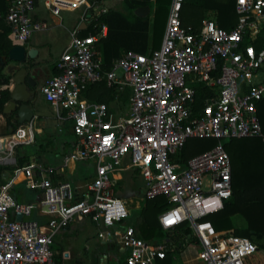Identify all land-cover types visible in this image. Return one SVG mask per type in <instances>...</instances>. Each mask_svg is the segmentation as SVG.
<instances>
[{
  "label": "built area",
  "instance_id": "obj_1",
  "mask_svg": "<svg viewBox=\"0 0 264 264\" xmlns=\"http://www.w3.org/2000/svg\"><path fill=\"white\" fill-rule=\"evenodd\" d=\"M88 1L43 4L54 15L84 6L79 20L86 21L93 7ZM186 1L171 0L159 47L148 53L128 49L105 70L97 43L107 35V24L84 36L78 25L71 29L55 60L56 73L45 77L38 91L57 119L71 121L77 143L57 166L33 161L20 167L16 147L34 142L33 120L0 136V165L12 167L11 176L0 185V264H57L53 242L60 229L84 217L106 226L127 217L129 210L115 192L113 173L121 168H134L143 177L144 199L162 195L168 205L157 215L165 232L160 238L147 241L131 225L115 230L127 249L120 264H158L191 238L199 246L198 264H245V257L257 249L246 236H217L204 217L221 209L232 193V167L222 140L259 137L264 155L257 113L264 97V47L245 42L264 24V0H234L236 22L230 29L206 16L196 30L181 21ZM34 6L35 0H8L5 21L14 43L48 28L45 20L32 16ZM96 82L116 94L128 89L126 104L112 108L83 97ZM198 83L212 92L195 109ZM191 137L217 142L183 163L178 155ZM89 159L94 174L81 191L67 179L53 181L52 176L61 175L70 164ZM17 180L38 188V199L17 201L11 193ZM35 210L37 218L32 217Z\"/></svg>",
  "mask_w": 264,
  "mask_h": 264
},
{
  "label": "trees",
  "instance_id": "obj_2",
  "mask_svg": "<svg viewBox=\"0 0 264 264\" xmlns=\"http://www.w3.org/2000/svg\"><path fill=\"white\" fill-rule=\"evenodd\" d=\"M145 2L146 0H130L128 2L129 9L134 17V9L138 4ZM187 3H191L189 6L196 10L194 16L188 19L184 14L185 9L188 7ZM7 6V0H0V56L5 57H7L8 50L13 45L8 37L10 30L5 21ZM160 13L155 15L151 24L153 37L163 28L164 18ZM204 16L215 18L218 25L225 29L232 28L236 22L234 0H188L183 4L181 21L184 26H189L192 30H196ZM102 23L108 25V33L105 37L99 39L97 48L102 54V67L104 70L110 68L112 60L122 56L127 49H134L138 52L148 50L149 22L147 17H138V21H132L128 13L110 9L107 12L100 13V15L91 20L85 29L79 30V34L84 36L88 33H97ZM245 42H252L257 48L264 47V24L254 33V36L250 37L248 35L245 37ZM153 46L149 49L156 48V46ZM10 78L11 75L4 73L3 66L0 65V86L9 84ZM196 88L195 109H198L202 106L204 95L210 91L212 92V90L201 83H198ZM9 93L8 87L0 88V112H2L4 104L9 99ZM114 94L115 91L112 88L107 87L104 82H98L90 84L82 95L88 100L108 103L114 98ZM257 113L264 131V97L257 103ZM9 118L8 116L7 124H11ZM17 126V123L12 124L11 131ZM34 130L36 144H21L16 148L15 156L17 165L20 167L32 162L30 155L36 149V145L37 148H41L36 135L35 125ZM216 142L217 139L214 138L213 145ZM222 142L230 157L232 167V193L224 201L221 209L208 213L204 218L211 221L217 236L234 234L248 237L256 245L257 249L245 257V264H264V155L262 153V141L259 137L245 136L226 138ZM23 147L26 148V151H22ZM192 150L193 147L190 148L187 140L178 155L180 161L184 163L189 157L199 153H191ZM80 162L78 171L80 172L81 170V173L78 174L83 178H87L89 176V167L85 169L82 166H89V164L84 161ZM9 168L12 167L0 165V170ZM75 177L76 174L61 175L59 179L65 180L67 178L72 180ZM37 192H39L38 188L29 187L24 181L15 183L11 187V193L19 202H32ZM167 205V200L162 195L144 200L140 213L132 224L137 227L138 236L149 241L164 235L165 232L158 222L157 215ZM236 217L243 220V226L234 224V218ZM170 256L171 254L168 253L165 259L166 263L169 261Z\"/></svg>",
  "mask_w": 264,
  "mask_h": 264
},
{
  "label": "crops",
  "instance_id": "obj_3",
  "mask_svg": "<svg viewBox=\"0 0 264 264\" xmlns=\"http://www.w3.org/2000/svg\"><path fill=\"white\" fill-rule=\"evenodd\" d=\"M117 1L118 0H114L113 4H114V2H117ZM126 1H130V0H126ZM134 1H140V0H134ZM161 1L163 2V0H161ZM7 2H8V0H7ZM88 2H89V4H93V7L89 11L90 13L87 14V16L89 17V20H86V21H80L79 20L80 19V15L84 12V6H81L79 8H82V11L78 15L77 19L75 20L74 25L72 26L73 28L76 25H78L79 30L80 29H85L87 27V25L91 22V20H93L96 16L100 15V13L107 12L108 10L112 9L111 7H105L103 5V0H100V1H98V0H89ZM164 2L166 3V6L162 9V12L160 13L162 15V17L164 18V22H163V26H162L163 28L158 33L159 38L160 37L163 38L164 28H165V24H166L168 10H169V6H170V3H171V0H164ZM36 3H37V0H35V5H36ZM42 4H43V0H42ZM43 6H44V4H43ZM140 6H148L149 10L144 15H136L135 14V17L133 16V19H131V20L132 21H138V17L139 18H146L147 17V21L150 23L149 17H150L151 12H152V7H151V4H150V0H146L145 3L138 4L137 7H140ZM34 8H35V6H34ZM135 9H134V11H135ZM113 10H115V9H113ZM117 11H120V10H117ZM120 12L126 13L125 11H123V9H121ZM32 16L35 19H42V20H45L48 23V21L44 17H41L40 15H38L37 12H34V9H33V12H32ZM207 17H210V16H207ZM58 24H60V20H59ZM48 25L49 26H48L47 29H45L44 31H39V32H47L49 30V28L52 26L50 23H48ZM71 29L68 30L69 33H70ZM35 34H36L35 32L32 33L31 36L26 41L18 42V43L19 44H23L26 47L35 48L37 50L35 58H37V57H39L40 51H42V48H41L42 43L40 42V40L38 38L34 37ZM156 36H154V37L152 36V37L154 39H156ZM8 37H9V35H8ZM10 40H11V38H10ZM161 41H162V39H160L156 44H154V46H156V48L159 47ZM12 43H13V45L17 44V43H14L13 41H12ZM132 50H134V49H132ZM150 50L151 49L148 48L147 51L140 52V53H148ZM134 51H136V50H134ZM54 63H55V60L48 67V72L45 73V75L47 77L53 75L54 73H56V71L54 69ZM6 68L3 67V72L6 73V74H9ZM43 71L44 70H43L42 66L40 67V70L38 68V71H37L36 77H35L36 78V85H35V87L32 88L33 99L30 102V107H31V109L33 111V119L32 120H33V124L36 127V135L38 137V142H39V145L41 146V148H37V145H36V149L30 155V159L32 160V162L33 161L34 162H40V163H42L44 165H47V166L48 165L57 166L62 161L63 156L66 153L70 152L76 146L77 137L74 135V133L72 131L71 121L70 120H66V119L65 120L57 119L55 117V113L53 111V108H52L51 104L49 102H47L43 98V96L39 98L38 87L42 83V81L44 80L42 78V76H41V75H44V73H42ZM96 83H98V82H96ZM12 85H13V82H12V80L10 78L9 84L1 85L0 88L8 87V89L10 90L12 88ZM128 95H129V90L128 89H125L123 92L118 93V94L115 93L114 94V98L111 99L108 102V104L112 108H117V107H120V106H124L126 104L125 101H126V98H127ZM8 116L10 117L9 119H10V123L11 124H7V117ZM14 119L15 118H14L13 114H5L3 112H0V136H4V135H7V134L10 133V131L12 130V124L15 121ZM32 144H36L35 140H34L33 143L22 144V145H32ZM19 146L20 145H18L17 147H19ZM22 151H26V148L23 147ZM83 161L85 163L89 164V166H86V165L82 166L85 169H87L89 167V176L87 177L86 180H83L84 178L81 175L78 174V173H81V170H80V172L78 171V164H79L80 161L70 164L69 167L65 170V172L61 174L63 176H69V175L76 174V177L74 179H72V180H69L67 178H65V179L69 180L72 183L73 187L76 188L77 192L81 191L84 188L85 183L88 180H90V178L94 174V162H93V160L89 159V160H83ZM128 169H130V168H121V169L116 170L113 173L114 177L116 178V184H117L118 180L123 178V175L121 174V171H123V170L126 171ZM134 170H135L134 171V176H136V174H139V172L136 169H134ZM11 174H12V168L1 169L0 170V178H1L0 185L3 182H5L11 176ZM61 175H53L52 176L53 181L56 182L58 180H62V179H59ZM134 176L130 175L129 178H130L131 182L135 181V177ZM130 181H129V183H130ZM18 182H21V181L17 180L16 183H18ZM134 183H136V181ZM134 183L131 184V186L128 185L127 189L125 190L124 196L119 195V193L117 194L116 189H115V192H116L117 196L121 197L124 200L126 206H127V199L132 201V199L134 197H138L136 206L141 208L143 206L144 200H145L143 198V195H142L144 182H143L142 185H136L137 189H134L135 188L134 187ZM39 194H40V190L35 195L33 201H36L38 199ZM127 208H128V206H127ZM32 217H36V218L39 217V214H38L37 210L33 211ZM88 219L92 223H94L90 218H88ZM122 221L123 220H121L119 222H116L113 225L115 227V229L113 231V234L111 233V236H107V232L108 231H106V230L98 231V236L100 237V241H101V243L105 244L106 250H107V252L106 253H102V255H106L107 257H109V253H110V250H111V252L113 251V254H114V255L112 254L113 255L112 257H114L116 259L115 263L106 262L104 264H120L121 262H123V260H124V258L126 256L127 249L117 240V238L115 236V230L116 229H122L126 225H131V226H134V225H132V224H123ZM101 223L102 222H100V224ZM94 224L96 226H98V227L100 226V224L99 225L96 224V223H94ZM70 226H71V224L68 227H70ZM135 228L137 229V227H135ZM137 231H138V229H137ZM100 232H102V233L100 234ZM195 245H198V244L196 243L194 238L193 239L191 238L190 240H188V244L185 247H183L182 250H181V248H177L175 254H183V255H187L188 256L187 257L188 260H184V264H198V260L196 259V256H195V252H196V249L194 247ZM53 248L56 251L57 264H68L67 263L68 259H70L72 257V250L70 248H68V247H62L61 249H58V248L53 246ZM95 254H96V251L93 250L91 252L90 257H89L90 260H91V264H102L100 262H96L97 258L95 256ZM175 254H172L170 256V258H172V256H174ZM165 259L158 261V264H167L168 262L166 263ZM75 260H77V259H75ZM80 263L81 262H77V264H80Z\"/></svg>",
  "mask_w": 264,
  "mask_h": 264
},
{
  "label": "rangeland",
  "instance_id": "obj_4",
  "mask_svg": "<svg viewBox=\"0 0 264 264\" xmlns=\"http://www.w3.org/2000/svg\"><path fill=\"white\" fill-rule=\"evenodd\" d=\"M113 1L103 0V5L105 7H111L115 10L121 11V9H123V11L128 13L129 18L133 19L134 15L130 11L128 6L129 1L118 0L117 2H114V4ZM150 4L152 7V12L149 17L150 23L148 30L147 48H151L160 39H162L161 37L159 38L157 34L156 39L154 41L152 37L153 29L151 27V23L153 22L155 15L162 12V9L166 6L164 0L163 2L161 0H150ZM187 4L188 7L185 9L184 14L188 19L194 16L196 10L193 7L189 6L191 3ZM81 11L82 8H76L73 10L62 9L59 15H54L43 6L42 0H37L34 12H37L38 15L44 17L48 21V23L52 25L47 32H35L36 34L34 35V37L38 38L42 43V51H40L39 57L34 58V61H36V65L39 69L42 66L44 70L42 73H44V75L41 76L43 79L47 77L45 73L48 72V67L50 66V64L59 57L62 49L68 43V30L73 28L72 26L74 25V22L77 19L78 15L81 13ZM59 20L60 24H58ZM38 95L39 98L42 97L40 92ZM213 143L214 138L191 137L188 139V144L190 145V148L193 147L191 153H200V151L206 150L207 148L212 146ZM134 171V168H130L126 171H121L123 178L118 180L115 186L117 194L119 193V195L124 196L125 190L127 189L128 185L131 186V184H133L135 181L136 183H134V189H137L136 185L143 184V177L140 174H136V176H134ZM130 175L135 177L134 182L130 181ZM19 177H22V175L20 174ZM86 179L87 178H84L83 180ZM137 200L138 197H134L132 201L127 199L129 213L128 216L123 219V224H133L134 219L139 215L140 207L136 206ZM234 224L243 226V220L241 218L236 217L234 218ZM114 229L115 227L113 225L106 226L102 223L98 227L94 223H92L87 217H84L81 220H75L74 222H72L70 227L60 229L55 234V241L53 243V246L58 249H61L62 247H68L72 250V257L68 259V264H77V262H81L80 264H91V260L89 257L93 250L96 251L95 256L98 259H96V262H100L102 264L106 262L115 263L116 259L112 257L114 255L113 251L111 252L110 250L111 254L109 253V257H107L106 255H102V253H106L107 250L105 244L101 243L100 237L98 236V231L106 230L113 234ZM194 247L196 250L199 248L198 245H195ZM187 257V255L175 254L174 256H172V258L169 259L167 264H184V260H188Z\"/></svg>",
  "mask_w": 264,
  "mask_h": 264
},
{
  "label": "water",
  "instance_id": "obj_5",
  "mask_svg": "<svg viewBox=\"0 0 264 264\" xmlns=\"http://www.w3.org/2000/svg\"><path fill=\"white\" fill-rule=\"evenodd\" d=\"M148 10V6H140L134 12L136 15H144ZM36 53L35 48L17 43L8 50L7 57L0 56V65L7 67L13 82L9 99L4 104L2 112L13 114L15 118L13 124H24L33 119L30 102L33 99L32 88L36 85L35 77L38 71L34 61ZM16 218L21 219V214L18 213Z\"/></svg>",
  "mask_w": 264,
  "mask_h": 264
},
{
  "label": "bare ground",
  "instance_id": "obj_6",
  "mask_svg": "<svg viewBox=\"0 0 264 264\" xmlns=\"http://www.w3.org/2000/svg\"><path fill=\"white\" fill-rule=\"evenodd\" d=\"M19 176H20V174H19Z\"/></svg>",
  "mask_w": 264,
  "mask_h": 264
},
{
  "label": "flooded vegetation",
  "instance_id": "obj_7",
  "mask_svg": "<svg viewBox=\"0 0 264 264\" xmlns=\"http://www.w3.org/2000/svg\"><path fill=\"white\" fill-rule=\"evenodd\" d=\"M40 70V69H39Z\"/></svg>",
  "mask_w": 264,
  "mask_h": 264
}]
</instances>
